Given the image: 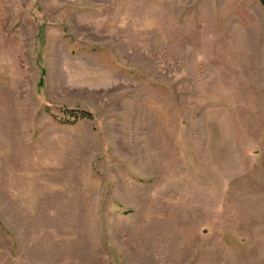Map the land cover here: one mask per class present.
<instances>
[{
  "label": "rangeland",
  "instance_id": "rangeland-1",
  "mask_svg": "<svg viewBox=\"0 0 264 264\" xmlns=\"http://www.w3.org/2000/svg\"><path fill=\"white\" fill-rule=\"evenodd\" d=\"M263 2L0 0V264H264Z\"/></svg>",
  "mask_w": 264,
  "mask_h": 264
},
{
  "label": "trees",
  "instance_id": "trees-1",
  "mask_svg": "<svg viewBox=\"0 0 264 264\" xmlns=\"http://www.w3.org/2000/svg\"><path fill=\"white\" fill-rule=\"evenodd\" d=\"M264 3V2H263ZM75 118L77 117V119H82V118H91V112L87 111V110H75L72 109L71 111H69ZM77 120H71V118H67L66 120H63V122L65 123H73Z\"/></svg>",
  "mask_w": 264,
  "mask_h": 264
}]
</instances>
